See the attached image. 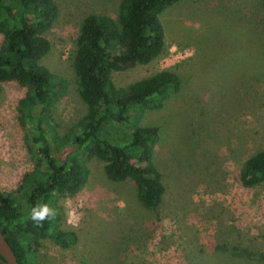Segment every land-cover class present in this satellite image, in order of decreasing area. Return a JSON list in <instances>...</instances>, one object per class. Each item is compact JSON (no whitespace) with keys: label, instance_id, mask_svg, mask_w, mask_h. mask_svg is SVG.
I'll return each mask as SVG.
<instances>
[{"label":"rangeland","instance_id":"obj_1","mask_svg":"<svg viewBox=\"0 0 264 264\" xmlns=\"http://www.w3.org/2000/svg\"><path fill=\"white\" fill-rule=\"evenodd\" d=\"M54 1L59 13L45 33L51 49L40 64L67 81L48 120V131L64 139L86 113L72 67L80 25L91 13L114 17L121 0ZM258 10V0H181L160 15L164 53L112 79L125 87L171 70L181 80L162 108L138 122L159 129L153 163L164 186L162 201L143 208L130 180L112 182L103 161L81 159L88 170L84 187L52 198L57 229L75 241L62 246L54 233L38 239L30 264H264L216 248L264 254V183L246 188L239 181L243 163L264 149V25ZM27 93L14 81L0 82V196L21 209L45 174L31 127L22 122L31 111L21 103ZM130 131L121 126L109 133L123 139Z\"/></svg>","mask_w":264,"mask_h":264},{"label":"trees","instance_id":"obj_2","mask_svg":"<svg viewBox=\"0 0 264 264\" xmlns=\"http://www.w3.org/2000/svg\"><path fill=\"white\" fill-rule=\"evenodd\" d=\"M179 1L121 0L114 17L91 13L83 19L72 67L86 113L67 138L59 139L48 131V120L54 97L66 91L67 81L40 64L51 49L45 33L58 17V6L54 0H0V82L14 81L27 88L21 103L31 105V111L25 112L22 122L30 125L33 148L45 168L44 176L29 190L25 209L13 198L0 196V230L19 264H30L32 246L37 247L38 239L48 234L54 233L62 246L75 241L74 234L57 229L58 211L52 198L73 196L84 187L88 170L81 159L103 161L105 175L112 182L130 180L143 208L152 210L162 201L164 186L153 163L159 129L138 122L145 112L162 108L180 90L181 80L174 71L160 70L117 87L112 74L148 64L164 53L160 15ZM258 8L264 25V0H258ZM121 126L131 128L127 137L110 135V128ZM63 148L70 150L57 157ZM239 181L246 188L264 183V149L243 163ZM37 204H48L57 213L43 227L30 218ZM216 248L232 258L264 263L262 253L236 246Z\"/></svg>","mask_w":264,"mask_h":264},{"label":"clouds","instance_id":"obj_3","mask_svg":"<svg viewBox=\"0 0 264 264\" xmlns=\"http://www.w3.org/2000/svg\"><path fill=\"white\" fill-rule=\"evenodd\" d=\"M56 210L48 204H37L31 209L30 218L37 227H43L46 220L55 219ZM71 215V213H69ZM72 221L69 220V223Z\"/></svg>","mask_w":264,"mask_h":264},{"label":"water","instance_id":"obj_4","mask_svg":"<svg viewBox=\"0 0 264 264\" xmlns=\"http://www.w3.org/2000/svg\"><path fill=\"white\" fill-rule=\"evenodd\" d=\"M0 256L3 258L4 261L0 259V263L2 264H19L16 256L6 241L4 235L0 230Z\"/></svg>","mask_w":264,"mask_h":264}]
</instances>
